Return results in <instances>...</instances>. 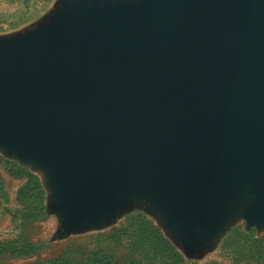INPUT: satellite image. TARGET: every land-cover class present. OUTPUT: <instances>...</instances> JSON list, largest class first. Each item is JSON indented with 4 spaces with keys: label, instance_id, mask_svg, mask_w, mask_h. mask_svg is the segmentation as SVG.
<instances>
[{
    "label": "water",
    "instance_id": "1",
    "mask_svg": "<svg viewBox=\"0 0 264 264\" xmlns=\"http://www.w3.org/2000/svg\"><path fill=\"white\" fill-rule=\"evenodd\" d=\"M0 141L69 227L138 195L188 240L264 226V0H70L0 42Z\"/></svg>",
    "mask_w": 264,
    "mask_h": 264
},
{
    "label": "rangeland",
    "instance_id": "2",
    "mask_svg": "<svg viewBox=\"0 0 264 264\" xmlns=\"http://www.w3.org/2000/svg\"><path fill=\"white\" fill-rule=\"evenodd\" d=\"M69 2L0 0V42L45 28ZM24 169L39 176L46 191L44 201L39 192H23L26 184L34 185ZM54 198L43 166L0 141V264H175L151 223L186 264H264V241L261 246L254 241L264 235V226L248 221L243 210L226 218L217 231L196 233L188 240L162 207L143 195L124 200L104 219L71 227L66 214L54 208ZM251 228L255 233L248 237ZM13 247L31 248L21 253Z\"/></svg>",
    "mask_w": 264,
    "mask_h": 264
},
{
    "label": "trees",
    "instance_id": "3",
    "mask_svg": "<svg viewBox=\"0 0 264 264\" xmlns=\"http://www.w3.org/2000/svg\"><path fill=\"white\" fill-rule=\"evenodd\" d=\"M15 163V162H14ZM16 164V163H15ZM23 169V168H21ZM24 171L28 174V176L34 180V185L33 184H26L24 186V188L22 189L23 192L24 190H28V191H35V192H39V195L41 196V200L44 201L45 200V195H46V191L45 188L39 178V176L37 174L32 173L31 171H28L27 169H24ZM21 190V192H22ZM151 222V221H150ZM153 225L155 230H158V232L160 234H158V239L159 241H162L164 243V245L167 247V250L171 253V257L173 258V261L175 264H184L186 259L184 258V256L178 251V249L173 245V243L165 238V236L163 235V233L161 232L160 228L155 225L154 223H151V226ZM237 229L235 228L233 230V232H235ZM255 230L254 228H251V230L248 232V234H246V236L248 237H252L254 236ZM232 234V233H231ZM230 237V235L228 236ZM225 239V241L228 240ZM254 241L256 242V244H258L259 246H261L262 241H264V235L259 236L254 238ZM7 246V245H6ZM5 248V246L3 247V249ZM31 247H28V249L26 251H24V247L22 248H15L13 247V251L15 252H21V253H28ZM5 250V249H4ZM186 264V263H185Z\"/></svg>",
    "mask_w": 264,
    "mask_h": 264
}]
</instances>
